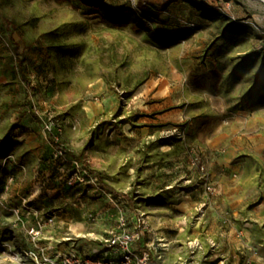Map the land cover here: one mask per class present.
Segmentation results:
<instances>
[{
  "label": "rangeland",
  "instance_id": "obj_1",
  "mask_svg": "<svg viewBox=\"0 0 264 264\" xmlns=\"http://www.w3.org/2000/svg\"><path fill=\"white\" fill-rule=\"evenodd\" d=\"M104 1L123 19L0 0V264H37V244L91 255L121 211L144 217L139 251L156 264H258L264 2ZM143 5L166 7L141 18ZM199 157L215 194L195 182Z\"/></svg>",
  "mask_w": 264,
  "mask_h": 264
},
{
  "label": "built area",
  "instance_id": "obj_2",
  "mask_svg": "<svg viewBox=\"0 0 264 264\" xmlns=\"http://www.w3.org/2000/svg\"><path fill=\"white\" fill-rule=\"evenodd\" d=\"M51 130V128H50ZM64 150L58 149L54 156L62 158ZM199 175L196 183L203 187L208 193L215 194L216 186L206 171L205 164L199 157ZM54 217L48 222L33 226L29 230L30 238L36 243L42 234V228L48 223H53ZM138 225L131 227L127 213L121 211L118 217L117 227L101 240V249L89 255L72 250L58 252L55 257H49L45 249L38 244L28 254L32 256L37 264H153L152 252L149 250L139 251L138 241L142 238V231L146 228L142 215L137 217Z\"/></svg>",
  "mask_w": 264,
  "mask_h": 264
},
{
  "label": "trees",
  "instance_id": "obj_3",
  "mask_svg": "<svg viewBox=\"0 0 264 264\" xmlns=\"http://www.w3.org/2000/svg\"><path fill=\"white\" fill-rule=\"evenodd\" d=\"M191 1H192V3L196 4L193 0H191ZM84 2L86 4H88L89 6H92L95 10L101 11L102 13H104L111 20L120 21L124 17L117 9H115L114 7L106 4L104 0H84ZM198 6H200L203 9H206L203 5H198ZM165 7L166 6L159 8V7L155 6V5H143L142 8H141L142 14H140V16H141V18H145V17L151 16V15H154L155 18H158L160 12L162 10H164ZM51 139L53 140L52 141L53 144H55V146L59 147V145L54 142V138L52 137ZM10 141H11V138L9 136H6L5 138H3L0 141V150H1V148L4 145H6L7 143H10ZM98 180L101 183V185L103 187H105V189L108 192H110V193H112L114 195H121V196L129 198V194L128 193L118 191L114 186L109 185V184H105L102 181L103 179H102V176L100 174H99V179ZM153 264H156V262L154 260H153Z\"/></svg>",
  "mask_w": 264,
  "mask_h": 264
},
{
  "label": "crops",
  "instance_id": "obj_4",
  "mask_svg": "<svg viewBox=\"0 0 264 264\" xmlns=\"http://www.w3.org/2000/svg\"><path fill=\"white\" fill-rule=\"evenodd\" d=\"M220 184H222V183L220 182ZM200 205L202 206L205 204L201 203ZM78 215H79V218L73 217V218H71V220L76 221V223L82 222L84 215L82 213H79ZM254 221L256 222L255 225L259 226V228L262 229V232L264 235V198L261 199L259 202V208H258L257 212L255 213ZM263 239H264V236H263ZM98 250L99 249H96V251H98ZM254 259L258 260V264H264V257L263 256L258 257V259H257V257H254Z\"/></svg>",
  "mask_w": 264,
  "mask_h": 264
},
{
  "label": "bare ground",
  "instance_id": "obj_5",
  "mask_svg": "<svg viewBox=\"0 0 264 264\" xmlns=\"http://www.w3.org/2000/svg\"><path fill=\"white\" fill-rule=\"evenodd\" d=\"M260 1H263V2H264V0H260ZM85 228H86V225L83 224V222H78V223H76V224L74 225V230H75V231H79V230H81V229H85Z\"/></svg>",
  "mask_w": 264,
  "mask_h": 264
}]
</instances>
